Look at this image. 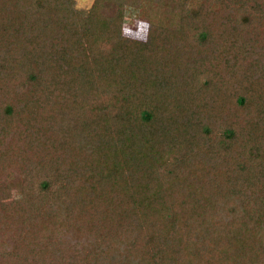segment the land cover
<instances>
[{"label": "trees", "instance_id": "obj_1", "mask_svg": "<svg viewBox=\"0 0 264 264\" xmlns=\"http://www.w3.org/2000/svg\"><path fill=\"white\" fill-rule=\"evenodd\" d=\"M0 264H264V0H0Z\"/></svg>", "mask_w": 264, "mask_h": 264}, {"label": "rangeland", "instance_id": "obj_2", "mask_svg": "<svg viewBox=\"0 0 264 264\" xmlns=\"http://www.w3.org/2000/svg\"><path fill=\"white\" fill-rule=\"evenodd\" d=\"M93 0H75L77 7L87 9L90 7ZM124 35L132 41H144L146 38L147 22L139 20L136 12L127 11L124 22Z\"/></svg>", "mask_w": 264, "mask_h": 264}]
</instances>
